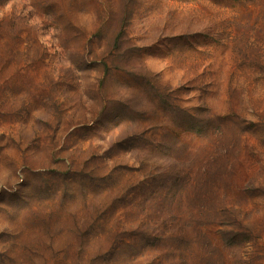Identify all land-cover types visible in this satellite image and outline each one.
Listing matches in <instances>:
<instances>
[{
    "label": "rangeland",
    "instance_id": "obj_1",
    "mask_svg": "<svg viewBox=\"0 0 264 264\" xmlns=\"http://www.w3.org/2000/svg\"><path fill=\"white\" fill-rule=\"evenodd\" d=\"M0 264H264V0H0Z\"/></svg>",
    "mask_w": 264,
    "mask_h": 264
}]
</instances>
